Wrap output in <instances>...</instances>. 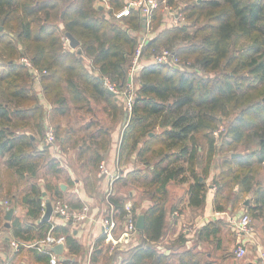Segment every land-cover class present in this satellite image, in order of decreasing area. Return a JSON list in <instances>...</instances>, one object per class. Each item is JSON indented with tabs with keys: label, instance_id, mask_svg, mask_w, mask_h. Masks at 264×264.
Returning a JSON list of instances; mask_svg holds the SVG:
<instances>
[{
	"label": "trees",
	"instance_id": "16d2710c",
	"mask_svg": "<svg viewBox=\"0 0 264 264\" xmlns=\"http://www.w3.org/2000/svg\"><path fill=\"white\" fill-rule=\"evenodd\" d=\"M98 1L0 0V156L16 177L7 188L6 196L13 199L11 206L20 202L26 207V216L14 215L8 226L11 239L20 242L15 254L27 248L34 264H51L50 253L36 245L28 246L40 244L49 234L64 235L72 255L83 251L71 223L40 219L45 196L51 201L65 199L78 208L84 203L68 199L60 183L48 174L44 181L39 175L43 168L55 175L62 171L51 146L44 142L48 117L69 116L74 109L86 108L92 113L94 99L103 101L111 121L122 127L118 167L134 161L114 180L113 185L120 180L129 190L126 195L111 194L109 202L105 199L108 212L113 207L115 217L123 223L125 204L132 201L136 217L145 216L144 228H138L141 243L126 250L120 264H211L203 261L193 246L184 247L188 240L185 232L178 238L183 240L176 247L180 250L170 246L161 249L159 241L166 233L168 213L179 210L169 205L170 186L189 184L190 204L202 207L209 188L207 177L214 168L211 185L216 187V210H225L227 205L237 207L242 193H252L259 203L250 208L252 214L257 208L260 212L263 209L264 184L256 178L254 163L264 161V0H201L186 4L187 20L194 25L199 22L194 30H190L191 23H186L157 32L158 17L163 13L157 11L142 56L168 49L180 61L150 62L141 68L135 78L131 111L122 92L145 34L143 19L137 11L122 18L115 16L127 0H110V8ZM66 32L79 39L77 47L66 43ZM23 56L46 70L38 81L50 110L34 87L35 76L20 61ZM182 61H190L194 69L184 67ZM105 76L117 84L120 92L113 94L107 89ZM126 111L129 115L124 124ZM95 116L80 127L86 129L82 134L70 123L59 122L55 127L62 151L78 150V158L91 172L92 185L99 179L100 164L112 147L111 129L115 128L101 124ZM227 119L230 121L225 131L216 137ZM94 126L97 128L92 130ZM200 136L208 144L206 152ZM244 143L248 148L245 155L223 162L231 166L214 164L223 146L234 149ZM19 183L28 184L27 189L17 192L15 185ZM236 185L238 190L232 193ZM138 194L141 200L151 201L139 212ZM2 210L0 205V217L6 215ZM220 231L219 221H209L200 228L198 237L215 240ZM119 232L116 230L117 235ZM109 249L102 235L96 241L92 264L102 254H109ZM120 253L116 249L109 255L114 260ZM63 263L81 264L73 258Z\"/></svg>",
	"mask_w": 264,
	"mask_h": 264
},
{
	"label": "crops",
	"instance_id": "0c3cea01",
	"mask_svg": "<svg viewBox=\"0 0 264 264\" xmlns=\"http://www.w3.org/2000/svg\"><path fill=\"white\" fill-rule=\"evenodd\" d=\"M34 87L38 91V93L42 94L41 97L44 106L48 110H50L51 104L44 97L42 87L38 79H36ZM47 122H46V126L48 125ZM52 148H53L52 150H54L55 153H58V155L62 154V149L60 150L56 146ZM73 149H75V152L70 151V154L74 156L73 160L70 161L68 157L66 158V156L69 154V153L67 154L66 152L67 155L64 156L65 157L64 161H62L60 165L62 171L57 173V175L66 177L64 180H61L59 183L61 185L62 190H64L65 193L66 192L68 193V194L66 193L68 199L81 201L84 203L83 206L85 204H88L91 207V211L89 212L90 216L88 219L79 222V224H71L81 243H82L81 238H84L83 240H88V241L92 239L91 246L88 252L86 253V255L90 253V257L86 258L84 261H81V259L78 258L80 254H78V256L72 255L69 252L66 244L64 246L63 257H61L57 253L56 254L62 259L73 258L75 260H79L81 264H92L91 256L95 249L96 241L102 236L101 220L106 215L109 209V206L106 202L107 200L105 201V199L109 187L107 185H109L110 182L108 177H100L97 173L99 179L97 180L96 183H94L93 186L92 183H90L91 172L88 170V168L83 166L82 160L78 158V150L76 148ZM63 153H65V151ZM115 153H116L115 149L111 148L106 155V158L107 157L108 158L104 160L105 162L107 160L109 168L111 167L112 169H113V165L111 163V159H113ZM117 163H118V159H117ZM116 166L118 167V164ZM80 172H83L85 174H82ZM215 174H216V169L213 168L210 176L207 177L209 188L206 195V202L202 207L192 206L190 204L189 201L190 185L187 184L186 200L184 201L185 211L181 212L179 210L178 211L175 210L173 213H168L167 219L169 220L170 224L169 225L167 224L168 226L166 227V233L164 237L159 241V245L165 241H169L170 238L176 239L177 235L182 232L184 225L187 224L190 227L189 233L186 234V237L188 239L187 245L190 248V244L192 243L195 252H197L198 254L200 253L201 254L200 256L202 257L206 255V259L203 261H209L211 264H235L233 261L235 260V258L230 253L231 248L229 246V243L225 241L231 239L232 241H236L238 244L239 234L237 231V222L241 217V215L248 213L251 216V224L253 226V232L249 235L248 234L242 235V239H244L247 246V252H249L250 254L247 263H243V264H261L262 256H264V207L263 209H261V212H260V208H257L254 210L255 214H252L250 208L252 207L256 208L257 206H259V203L256 202V199L253 197L252 193H246L245 195H243L242 193L240 194V197H242L243 199L242 201L239 202L237 207L233 208L231 205H227L225 210L222 211L216 210L214 204L216 187L214 185L213 186L211 185V181ZM71 180H73V183H71ZM40 181H44V180L40 179ZM63 184L65 186L64 188H63ZM95 185L97 186L96 188H94ZM22 189L25 188L23 187ZM234 190L235 192H237L238 185L234 187ZM44 194L46 195V191H44ZM47 198L49 197L45 196V199L43 201L44 206ZM150 202L151 201L149 199H144L142 202L143 208L147 207L150 204ZM18 205L19 203H17L16 206H11L14 207V215L21 216L22 218H24L26 216V207L22 204L21 206H19L21 207L20 209ZM74 208H78V207H74ZM185 217L187 218L185 219ZM50 220L56 223H62V220L56 217L55 214H52ZM216 220L219 221V225L221 228L220 233H218L217 235V239L200 240V238L198 237V231L200 230V228H202L209 221H216ZM5 228L9 230L8 226H6ZM10 236L11 235L6 234L5 235L6 242L5 244L0 246V264H12L11 256L13 253L10 255L11 251L9 250L8 246L10 245L14 249H16L14 243L16 241L17 242L19 241L15 239H11ZM83 243L86 244L85 241H83ZM105 243L107 244V240H105ZM126 244L129 243H125V245ZM204 245H210L209 246L210 250H206L204 248ZM112 253L113 251L109 249V254ZM22 264H27V263H22Z\"/></svg>",
	"mask_w": 264,
	"mask_h": 264
},
{
	"label": "built area",
	"instance_id": "2783aa9c",
	"mask_svg": "<svg viewBox=\"0 0 264 264\" xmlns=\"http://www.w3.org/2000/svg\"><path fill=\"white\" fill-rule=\"evenodd\" d=\"M100 4L105 6L106 8H110V0H99ZM186 4H176L171 0H127L126 4L115 13L117 18H122L126 15L131 14L133 11L139 12L140 16L143 19V30L144 36L141 37L140 43L138 45L137 51L133 57L132 64L129 68V80L127 88L122 92L125 96L126 107L128 111H131L133 107V103L135 101L136 96V84L135 78L140 72L141 68L147 64H142L141 58L143 54V48L146 43V39L153 28L154 18L156 16L157 11H162L165 13V21L172 23V25H182L187 21L186 15ZM70 43V42H69ZM20 61L24 63L28 68H30L31 72L35 76V79H40L43 72L46 70H40L36 67L29 56H23L20 58ZM180 61L179 57L176 53L172 52L168 49H163L162 51L153 55V59L151 62L158 63H169V64H177ZM103 83L107 87L109 91H113L115 93L120 92L117 84L113 82L108 76L103 78ZM55 130L53 126L47 125V132L45 137V143L48 146H54L56 141ZM98 175L100 177H108L109 178V187L106 193L107 202H109V197L112 194L113 183L116 177L113 170L109 168L105 161L100 164ZM53 204V214L56 217L62 220V223H71V224H79V222L86 220L89 218V212L91 211V207L88 204H85L81 208H74L71 204L62 198H58L52 201ZM125 214L123 223L122 221H118L115 217V209L113 207L110 208L109 212L101 220L102 226V235L105 236V240L111 243V251H114L118 244L120 243H130L136 238V234H138L137 220L135 211L133 209L132 201H128L125 204ZM177 213V212H176ZM175 213V214H176ZM116 230H119V234H116ZM190 227L189 225H184L182 232L186 234L189 233ZM237 231L239 234L238 245L235 249V254L237 257H244L247 254V246L242 239V235L251 234L253 232V226L251 224V216L248 213L241 215L237 222ZM58 243L66 244V238L64 235L54 236L49 234L45 239H43L40 244L30 243L28 246H37L40 250L44 252H48L51 254L50 263L51 264H64L61 257H59L52 250V246ZM15 248H19V242L14 243ZM261 264H264V256H262Z\"/></svg>",
	"mask_w": 264,
	"mask_h": 264
},
{
	"label": "rangeland",
	"instance_id": "374dc122",
	"mask_svg": "<svg viewBox=\"0 0 264 264\" xmlns=\"http://www.w3.org/2000/svg\"><path fill=\"white\" fill-rule=\"evenodd\" d=\"M172 1L175 2L176 4H188L190 6L191 4H194L196 2H200L201 0H172ZM161 14L162 15L158 17L160 24L157 25L158 26V28L156 30L157 32L159 30H161L162 28L175 26V25H172V23H170L168 21H165V13L164 12L161 13ZM186 23H191L192 24L190 30H194L199 25V22L194 25L192 23V21H190V20L189 21L187 20ZM69 42L70 41L67 38L66 39V43L69 44ZM152 59H153L152 55H146L145 54V55L142 56L141 62H142V64H145V63L148 64V63L151 62ZM87 62H89V61L87 60ZM182 64L184 65V67H189L190 66V61L186 62V63H184V61H182ZM189 68L194 69L192 66H190ZM91 104H92L93 109H94V111L92 113L86 111L87 110L86 108L85 109H74L70 113L69 116H67V115H65V116H57V118H55V119H53L51 116H49L48 117V120H49L48 124L53 126V128L55 130L56 124H58L59 122L62 123V124L70 123V124L74 125L75 128L79 129L77 131L79 134H82V133H84V131H86V129H80V127L83 126V124H85L86 122H88V120L94 118L93 117L94 113H96L95 117L101 121V124L110 125L111 127H113L116 124L115 121H111V119L108 116L107 111H105V108H104L105 107V103L103 101H101V100L100 101H95L94 99H92L91 100ZM123 121H124V118H123ZM229 121L230 120L227 119L225 124H223L221 126V128L215 133L216 137H218L220 133L225 131L226 124ZM114 127L115 128L111 129L112 140H113V144H112L111 148L115 149L116 153L113 156V159H111V163L113 165V169L111 167L110 168L114 171V173L116 175L119 176V175L123 174L124 170L127 172V170H129L133 166L134 161L132 159L131 162L126 163V166L125 167L123 166V168L122 167L119 168V167L116 166L118 164L117 163V158H118L117 156H118L119 144L121 142L122 127H121V125H118V124L115 125ZM96 128L97 127L94 126V127H92V130H95ZM55 135H56V133H55ZM114 137H115V139H114ZM56 138H57V136H56ZM44 142H45V139H44ZM200 142L203 145V151L204 152L208 151V144L206 143L204 137L200 136ZM246 144L247 143L238 145L234 149L231 148V147H228V146H225V147L223 146V149L220 152H217V154L215 155L214 160H213L214 164L220 165L221 167L231 166L229 164L224 165L223 162L227 158L231 159L233 157L232 154L234 152L242 153L241 156L243 154L245 155V153L248 150ZM220 145H221V141L218 140L217 146L220 147ZM253 145L254 144H251V146H253ZM55 146L58 147V149L61 150L58 138L55 141V145L52 146V147H55ZM52 147H50L51 153H52V155H54L55 157H57L59 159L60 163L62 161H64V158H65L64 156H66L68 153L69 154L66 156V158L68 157V159L70 161L73 160L74 156L70 154V151H74L75 152V149L71 148L70 150L66 151L67 154H66V152L63 153L64 151H62V154L58 155V153H55L54 150H52L53 149ZM106 162H107V160H106ZM106 164L108 165V162ZM254 170H255V173H256V178L258 180H261L263 182V184H264V161L260 162V163L259 162H255L254 163ZM125 171H124V173H125ZM80 173L85 174L83 172H80ZM45 174H48L49 177H52L53 180H55V182H60L61 180H64L66 178L65 176L63 177L61 175H57L56 176L54 173L50 172V170H48L47 168H43L41 173H40V175H39V179L44 180L46 178ZM118 179H119V177L117 178V180ZM15 182H16V177H15L14 173L6 167L5 158L0 156V205L3 208V210H6V212H7L8 208L11 207V204L13 202V199H11V198L6 196L7 195V188H8V185L13 184ZM27 185L28 184H22V183L16 184L15 186H17V192L25 190V189H20V188H23V187L27 189ZM96 185H95L94 188L97 187ZM107 186H109V185H107ZM186 189H187V183H184V184L173 183L170 186V192H169V198H168L169 205L178 207L179 211H181V212L185 211V203H184V201L186 200ZM128 190H129V187L123 186L122 182L119 180L117 182L116 186L115 185L113 186L112 194H124V195H126ZM234 192H235V190L232 191V193H234ZM20 193H22V192H20ZM66 193H65V195H66ZM140 196L141 195L138 194V197H137L139 199L138 212L141 211V209L143 208L142 202H143L144 199L141 200ZM66 197H67V195H66ZM182 202L184 203V205H183ZM18 203H19L18 207L22 205L20 202H18ZM19 208L21 209V207H19ZM3 210H2V212H3ZM186 218L187 217H185V219ZM4 222H6L5 216L1 215V217H0V246L5 244V242H6L5 241V235L6 234L7 235H11V233H12L11 230H7L5 228V226H3ZM167 224L168 225L170 224L169 220L167 221ZM179 237H181L180 233L177 235L176 239L170 238L169 241L163 242L162 244H160L161 245V249L164 250V249H166L167 247L170 246L172 249H175V250L179 249L180 250V248H176L177 245L179 244V242H183L182 239H178ZM83 239L84 238H81L82 244H83V251L78 256V258H80L81 261H84L86 258L90 257V253L88 255H86V253L88 252V250H89V248L91 246V242H92V239H90V241L83 240ZM83 241H85L86 244H84ZM225 242L229 243V246L231 248V252L230 253L235 258V260H233L235 264L247 263V260H248L249 255H250L249 252H247V254L244 257H239L238 258V257H236V254H235V251H234L236 249L237 245H238L237 242L236 241H232L231 239H228ZM139 243H141V240L138 237V234H136V240H134V241H132L129 244H126V245L123 244V243H120V244H118V247H116L114 249V251L117 249V251L122 252V253H120L122 255H118V257H116L113 260L112 259L113 256H110L109 254H102L101 256H99V258L95 262V264H120L121 257L122 256H126V250H128L134 244H139ZM107 244H109L108 241H107ZM172 246H174L175 248H173ZM190 246H192V243L190 244ZM209 246L210 245H204V248L206 250H210ZM8 247H9V250L11 251L10 255L13 253L12 256H11V259H12L11 263L12 264H22V263L34 264L31 261V259L29 257V254L27 253V248H25V250L22 253L15 254L17 252V249H14L10 245ZM8 247H6V248H8ZM184 247L189 248L187 243L184 244ZM110 248H111V243H110ZM168 252L171 254L170 250H168ZM202 258H203V260H205L206 259V255L203 256Z\"/></svg>",
	"mask_w": 264,
	"mask_h": 264
},
{
	"label": "water",
	"instance_id": "95a60500",
	"mask_svg": "<svg viewBox=\"0 0 264 264\" xmlns=\"http://www.w3.org/2000/svg\"><path fill=\"white\" fill-rule=\"evenodd\" d=\"M66 36L67 38L69 39L70 41V45L75 48L77 47L79 44H80V41L79 39H77L72 33L70 32H66ZM111 93H115L113 91H110ZM128 111L125 112V115H124V124L127 123L128 121ZM242 153H238V152H234L232 155L233 157H236V156H240ZM64 184H63V188H64ZM45 211L42 215V218L40 219L41 221H48L51 219L52 217V214H53V204H52V201L47 198L46 199V203H45ZM13 215H14V207H10L7 212H6V226H10V221L11 219L13 218ZM145 226V216L144 214H141L139 215L138 217V220H137V227L139 229H143ZM64 246L65 244L64 243H58V244H55L54 246H52V249L55 253L59 254L61 257H63V252H64Z\"/></svg>",
	"mask_w": 264,
	"mask_h": 264
}]
</instances>
